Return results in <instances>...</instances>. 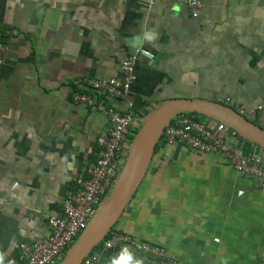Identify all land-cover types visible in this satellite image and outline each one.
Wrapping results in <instances>:
<instances>
[{
  "label": "crops",
  "instance_id": "obj_1",
  "mask_svg": "<svg viewBox=\"0 0 264 264\" xmlns=\"http://www.w3.org/2000/svg\"><path fill=\"white\" fill-rule=\"evenodd\" d=\"M187 1L0 0L9 47L0 63L5 264H22L20 245L48 236V218L61 214L108 128L73 93L86 91L84 76H119L122 59L141 52L131 45L150 56L139 53L127 98L98 96L121 112L132 103L133 132L174 98L264 106V0H197L194 9ZM115 229L163 246L175 264H264V185L218 154L161 139ZM125 248L152 264L121 242L101 252V264Z\"/></svg>",
  "mask_w": 264,
  "mask_h": 264
},
{
  "label": "built area",
  "instance_id": "obj_2",
  "mask_svg": "<svg viewBox=\"0 0 264 264\" xmlns=\"http://www.w3.org/2000/svg\"><path fill=\"white\" fill-rule=\"evenodd\" d=\"M154 2L155 0H149V4ZM187 3L191 9L200 6L197 0H188ZM192 16H197V12L193 11ZM8 51V45L0 41V63L4 61ZM139 53L148 54L146 51ZM139 53H131L122 59L119 76L104 79L84 76L82 84L86 91L73 93L74 101L103 113L107 117L108 128L97 137L95 158L87 165L84 176L76 178L74 190L63 200L61 214L48 218V236L20 245L22 264H58L67 249L87 227L100 202L112 190L127 157L131 138L135 134L134 114L131 111V102L128 103L127 110L121 112L109 101L100 100L98 95H104L108 100L127 98L136 79L135 64ZM222 101L229 103L230 99L226 97ZM233 109L264 128V106L247 108L235 103ZM160 138L169 144H185L197 152L218 154L236 172L251 177L256 186L264 185V148L255 146L253 151H245V139L222 121L201 114L195 116L189 112H181L172 117ZM105 236L102 247H93L80 264H101V252L112 248L115 242L134 246L152 264L176 263L163 246L137 240L116 229H110Z\"/></svg>",
  "mask_w": 264,
  "mask_h": 264
},
{
  "label": "water",
  "instance_id": "obj_3",
  "mask_svg": "<svg viewBox=\"0 0 264 264\" xmlns=\"http://www.w3.org/2000/svg\"><path fill=\"white\" fill-rule=\"evenodd\" d=\"M131 47L133 50L143 51L136 44ZM181 112H196L213 117L231 126L243 139L264 148V128L249 121L226 104L201 98H174L164 102L151 111L135 131L112 190L100 202L87 227L67 249L58 264H80L91 249L116 225L149 167L164 127L174 115Z\"/></svg>",
  "mask_w": 264,
  "mask_h": 264
},
{
  "label": "clouds",
  "instance_id": "obj_4",
  "mask_svg": "<svg viewBox=\"0 0 264 264\" xmlns=\"http://www.w3.org/2000/svg\"><path fill=\"white\" fill-rule=\"evenodd\" d=\"M7 254L0 252V264H5V256ZM7 264H14L13 260H8ZM112 264H144L140 258H135L131 250L125 248L122 250V259L120 261H113Z\"/></svg>",
  "mask_w": 264,
  "mask_h": 264
},
{
  "label": "trees",
  "instance_id": "obj_5",
  "mask_svg": "<svg viewBox=\"0 0 264 264\" xmlns=\"http://www.w3.org/2000/svg\"><path fill=\"white\" fill-rule=\"evenodd\" d=\"M189 114H191V115H195V116H198V115H200V114H198V113H196V112H189ZM161 141V139H159V142ZM252 145H254V144H252L251 142H249V141H247V140H244V146H243V148H244V150L245 151H250L251 150V146ZM254 146H256V145H254ZM257 148H259V146H256ZM112 229H115V227H113V228H111V230ZM105 237L106 236H104V238L95 246V247H98V246H100V245H102V243H103V240L105 239Z\"/></svg>",
  "mask_w": 264,
  "mask_h": 264
},
{
  "label": "rangeland",
  "instance_id": "obj_6",
  "mask_svg": "<svg viewBox=\"0 0 264 264\" xmlns=\"http://www.w3.org/2000/svg\"><path fill=\"white\" fill-rule=\"evenodd\" d=\"M139 127H140V126H139ZM139 127H138V128H139ZM138 128H137V129H138ZM115 226H116V225H115ZM115 226H114V227H115Z\"/></svg>",
  "mask_w": 264,
  "mask_h": 264
}]
</instances>
